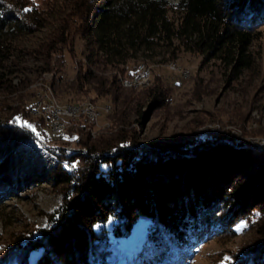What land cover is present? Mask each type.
Instances as JSON below:
<instances>
[{
  "label": "trees",
  "instance_id": "16d2710c",
  "mask_svg": "<svg viewBox=\"0 0 264 264\" xmlns=\"http://www.w3.org/2000/svg\"><path fill=\"white\" fill-rule=\"evenodd\" d=\"M262 22L264 0H0V93L33 82L29 74L55 71V55L64 59L68 51L74 57L77 39L84 42L87 66H79L72 81L58 78L76 96L119 91L117 75L99 74L107 68L126 73L142 58L164 64L182 52L200 54L235 78L254 64L253 29ZM155 96L168 100L165 92ZM35 104L16 112L7 125L0 120L2 191L25 180L11 169L15 144L39 140L16 118L33 123L40 141L49 140L48 121L28 112ZM119 121L125 119L115 118L117 128ZM92 125L86 117L72 120L59 139L77 141L85 152L71 150L57 168L29 177L67 186L65 199L50 215V225L28 242L27 252L7 264H184L193 247L223 232L233 215H256L264 237V149L248 151L230 134L143 148L135 132L121 127L113 136L90 139ZM219 202L227 210L225 220L217 215ZM140 218L148 222L146 237L130 259L120 260L114 239L128 237ZM259 250L242 252L231 264H264V248Z\"/></svg>",
  "mask_w": 264,
  "mask_h": 264
},
{
  "label": "rangeland",
  "instance_id": "374dc122",
  "mask_svg": "<svg viewBox=\"0 0 264 264\" xmlns=\"http://www.w3.org/2000/svg\"><path fill=\"white\" fill-rule=\"evenodd\" d=\"M97 1L101 3L103 0ZM168 1L176 4L181 0ZM253 30L258 33L251 47L254 64L251 69L243 70L235 78L230 77L229 69L213 61H204L200 54L182 52L178 58L164 64L142 58L135 64L131 63L126 73H117L116 70L107 68L99 74L109 78L117 75L116 85L121 86L119 91L114 87L112 95L98 96L95 91L86 90L76 96L73 90L65 92L66 84L58 81V78L63 75L66 81H72L76 69L87 66L81 55L84 42L77 39L74 57L68 51L64 59L62 53L55 55V63L52 64L55 71L41 75L29 74L33 82L25 84L14 93H0V120L6 125L12 115L19 111L25 112L26 106L35 101L36 104L28 109L30 116L44 118L51 126L48 129L47 143L40 140L18 141L13 148L11 156L15 161L11 164V169L19 171L25 180H19L18 184L14 181L5 185V190H0V264L22 257L27 252L28 242L37 236V230L47 228L51 221L50 215L61 207L67 186L55 185L49 177H29L34 171L49 173L57 168L61 165L59 161L63 155L69 154L71 150L85 152L84 146L77 141L65 144L59 139L70 127L72 120L84 117L91 120L93 125L89 128V138L93 140L97 136H101L100 140L105 139L113 136L120 127L125 128L137 134L139 145L143 148L160 144L175 147L193 139L203 143L207 139L225 138L226 134H230L248 151L255 150L258 153L257 150H263L264 22L257 24ZM63 60L66 62L63 63ZM141 62L147 63L151 68L150 81L146 85H126L125 80L131 77L129 71L133 73L136 65ZM17 81L18 79L14 82ZM54 82L58 85V90L54 87ZM176 82L179 84L175 85ZM158 92H165L168 100L165 102L156 98ZM115 96H119V99L116 100ZM40 101L52 103L55 108L64 112L70 106L81 105L82 109L73 116L64 114L66 127L63 131L56 132L49 118L50 114L35 111ZM89 103L98 112L92 118L87 112H83V108ZM115 118H124L125 121H119L122 125L117 128ZM65 166L75 168L74 163H66ZM217 205L221 207L217 215L221 214L220 218L225 220L227 210L223 209L222 202ZM231 217L230 226L193 247L184 264H224L225 257L230 258L228 264H231L234 258L242 256V252L250 253L252 248H264V237L257 232L254 221L256 215ZM242 224L247 227L243 231H237ZM147 229L148 222L140 218L128 237L114 239L120 260L130 259L141 247ZM119 259H115L117 263Z\"/></svg>",
  "mask_w": 264,
  "mask_h": 264
},
{
  "label": "built area",
  "instance_id": "2783aa9c",
  "mask_svg": "<svg viewBox=\"0 0 264 264\" xmlns=\"http://www.w3.org/2000/svg\"><path fill=\"white\" fill-rule=\"evenodd\" d=\"M151 69H147L145 68V66H138L135 71L131 74V77H133L137 82L138 81H146L147 79V73L148 71ZM42 101H40L38 104L39 106H37L40 111L46 112L50 114V119H52V126L54 127L55 131H58V126L59 125H66V121L63 120V115L68 113V115H76L77 112H79L82 107H74V106H70L67 110H65V112L62 109L59 108H55L54 105H49L48 103H43L44 105H42ZM83 112H87L89 117H94L98 115L97 110L95 111L94 109V105L89 103L86 107L83 108ZM97 115H96V114Z\"/></svg>",
  "mask_w": 264,
  "mask_h": 264
},
{
  "label": "snow or ice",
  "instance_id": "6c2138e0",
  "mask_svg": "<svg viewBox=\"0 0 264 264\" xmlns=\"http://www.w3.org/2000/svg\"><path fill=\"white\" fill-rule=\"evenodd\" d=\"M28 10L29 9H25V11H28ZM16 123H18L20 127L30 130L36 136L37 139H39V140L43 139L41 133L37 130V127L35 125L29 123L28 121L22 120V118H20V117L16 118ZM65 139H70V138L69 137H65ZM71 139H74V138H71ZM245 227H247V225L246 224H242V225H240L237 228V231H243V229ZM229 261H230V258L229 257H225L224 264H228Z\"/></svg>",
  "mask_w": 264,
  "mask_h": 264
},
{
  "label": "bare ground",
  "instance_id": "6f19581e",
  "mask_svg": "<svg viewBox=\"0 0 264 264\" xmlns=\"http://www.w3.org/2000/svg\"><path fill=\"white\" fill-rule=\"evenodd\" d=\"M141 65L142 66H145V68H147V69H151L150 66L147 63H145V62H141L138 66H141ZM150 77H151V70H149L148 73H147V79H146V81H138L137 82L133 77H130V78H128V79L125 80V84L128 85V86L146 85L150 81ZM48 104L49 105H53L52 103L50 104L49 102H48ZM86 106L87 105H85V107ZM74 107H82V106L80 105V106H74ZM35 111L41 113V111H40V109L38 107H36V110ZM50 120H52V119H50ZM64 127H66V125H59L58 126V131H63ZM58 131H56V132H58Z\"/></svg>",
  "mask_w": 264,
  "mask_h": 264
}]
</instances>
